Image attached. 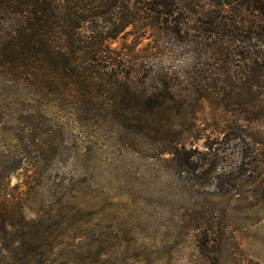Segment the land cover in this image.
Returning <instances> with one entry per match:
<instances>
[{
    "label": "rangeland",
    "instance_id": "374dc122",
    "mask_svg": "<svg viewBox=\"0 0 264 264\" xmlns=\"http://www.w3.org/2000/svg\"><path fill=\"white\" fill-rule=\"evenodd\" d=\"M243 1L177 0V37L128 26L108 44L128 89L55 90L0 67V264H264V204L216 179L232 159L185 173L170 152L222 148L231 117L196 89L219 70L205 65L214 48L192 29Z\"/></svg>",
    "mask_w": 264,
    "mask_h": 264
},
{
    "label": "trees",
    "instance_id": "16d2710c",
    "mask_svg": "<svg viewBox=\"0 0 264 264\" xmlns=\"http://www.w3.org/2000/svg\"><path fill=\"white\" fill-rule=\"evenodd\" d=\"M177 5V0H0V67L35 80L43 77V84L55 90L62 84L128 89L131 71H124L109 41L145 20L181 36L186 22ZM240 6L222 16L224 9L208 12L194 20L192 29L196 46L214 48L212 62L205 65L219 70L205 69L196 89L214 90L231 117L222 148L212 159L184 144L170 152L185 173L232 159L228 172L217 175L219 185L247 189L245 198L264 204V0H244ZM160 107L155 102L149 108L153 114ZM135 108L128 106L123 118Z\"/></svg>",
    "mask_w": 264,
    "mask_h": 264
}]
</instances>
